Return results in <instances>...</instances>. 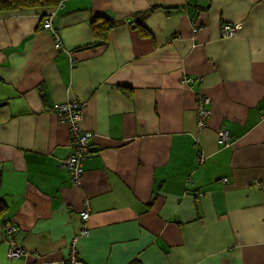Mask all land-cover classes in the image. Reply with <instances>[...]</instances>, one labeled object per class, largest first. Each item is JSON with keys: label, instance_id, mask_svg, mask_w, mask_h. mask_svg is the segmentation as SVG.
I'll return each instance as SVG.
<instances>
[{"label": "crops", "instance_id": "obj_1", "mask_svg": "<svg viewBox=\"0 0 264 264\" xmlns=\"http://www.w3.org/2000/svg\"><path fill=\"white\" fill-rule=\"evenodd\" d=\"M99 18L122 21L103 44ZM73 103L90 135L78 186L56 109ZM0 209V264H65L71 245L79 264H264V0L0 12Z\"/></svg>", "mask_w": 264, "mask_h": 264}, {"label": "built area", "instance_id": "obj_2", "mask_svg": "<svg viewBox=\"0 0 264 264\" xmlns=\"http://www.w3.org/2000/svg\"><path fill=\"white\" fill-rule=\"evenodd\" d=\"M42 27L47 30L51 29V25L49 21H45L42 25ZM240 28L239 25H234V31L232 30V27L229 25L224 26L222 31V36L225 38H232L236 35L237 30ZM55 48L59 49L60 46L57 43L55 45ZM190 79L184 80L185 83L190 82ZM82 106V105H81ZM81 106L78 103L73 104H61L60 106H56V109L58 111V114L63 117L67 125L70 127L71 132V147L73 148V153L66 158V160L63 162V167L68 170L69 172V179L72 185L78 186L80 184V179L82 177L83 171L81 168V162L84 157V154L88 152V141L90 135L88 133H80L77 122L80 120L81 117ZM199 119L198 126H204L203 119L207 116L206 110L203 108V106H200L199 108ZM229 139V135L226 131H220L218 135V141L221 144L227 143ZM226 181V179H224ZM89 203L85 202L83 204V210L80 213V217L82 221H87L89 218ZM17 231V228L15 226H10L9 230H5L4 234L6 235V238L9 240L10 245V252L9 257L15 258L20 253L19 246L13 244L14 236L13 233ZM88 230L83 227L81 230V236L87 235ZM77 237L75 238V240ZM65 264H79L77 260V251L74 247V245L70 246V257H68V261Z\"/></svg>", "mask_w": 264, "mask_h": 264}, {"label": "trees", "instance_id": "obj_3", "mask_svg": "<svg viewBox=\"0 0 264 264\" xmlns=\"http://www.w3.org/2000/svg\"><path fill=\"white\" fill-rule=\"evenodd\" d=\"M62 4H63V0H0V12L9 13V12L20 11V10H36V11L44 12V11H48V10H56V8H60L62 6ZM147 13H149V12H143L141 14L142 15L141 17L145 16ZM46 17L42 16L41 18L44 20ZM45 21L50 22V19L47 17L43 22H45ZM121 23H122V21H120V20L99 18V19H95L91 23V27L94 30V33H95L94 35L97 38V40L103 44L106 42L108 35H109V32L114 27L120 25ZM50 25H51V22H50ZM47 30L53 31L52 26H51V29H47ZM53 34L56 35L55 32ZM228 143H229V139H228L227 143H225V145H228ZM222 145H224V144H222ZM88 146H89V143H88ZM87 154H88V152L86 154H84L82 162L85 159V157H87ZM82 162H81V168L83 171ZM66 171L69 174L67 169H66ZM69 177H70V175H69Z\"/></svg>", "mask_w": 264, "mask_h": 264}, {"label": "rangeland", "instance_id": "obj_4", "mask_svg": "<svg viewBox=\"0 0 264 264\" xmlns=\"http://www.w3.org/2000/svg\"><path fill=\"white\" fill-rule=\"evenodd\" d=\"M223 28V27H222ZM221 32V36H222V31H220ZM186 80V79H185ZM183 83H185L184 82V80H183ZM189 83V82H188ZM211 103V99L209 98V97H207V96H199L198 97V99H197V108H196V124H197V126H198V122L200 121V119H199V114H198V112H199V108H200V106H203V108L206 110V112H207V116L203 119V122H204V126L203 127H200V126H198L199 128H204V127H206V125H207V121H208V118H209V115H210V112L208 111V106H209V104ZM219 135V134H218ZM218 137V136H217ZM225 182V181H224Z\"/></svg>", "mask_w": 264, "mask_h": 264}, {"label": "bare ground", "instance_id": "obj_5", "mask_svg": "<svg viewBox=\"0 0 264 264\" xmlns=\"http://www.w3.org/2000/svg\"><path fill=\"white\" fill-rule=\"evenodd\" d=\"M232 27V30L234 31V26L232 25L231 26ZM201 127H203V126H201ZM221 131H226V130H221ZM227 133H228V135H229V132L228 131H226ZM217 140H218V138H217ZM218 143H219V141H218ZM219 144H221V143H219ZM222 145V144H221ZM225 145V144H224ZM226 146V145H225Z\"/></svg>", "mask_w": 264, "mask_h": 264}, {"label": "clouds", "instance_id": "obj_6", "mask_svg": "<svg viewBox=\"0 0 264 264\" xmlns=\"http://www.w3.org/2000/svg\"><path fill=\"white\" fill-rule=\"evenodd\" d=\"M226 181H227V180H226ZM226 181H225V182H226Z\"/></svg>", "mask_w": 264, "mask_h": 264}]
</instances>
